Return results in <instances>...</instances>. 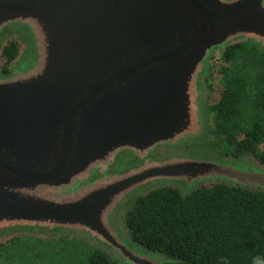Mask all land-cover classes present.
I'll return each mask as SVG.
<instances>
[{
    "label": "water",
    "instance_id": "95a60500",
    "mask_svg": "<svg viewBox=\"0 0 264 264\" xmlns=\"http://www.w3.org/2000/svg\"><path fill=\"white\" fill-rule=\"evenodd\" d=\"M0 244L82 240L118 264H169L126 215L164 187L264 191L254 156H219L207 80L216 51L264 53V0H0Z\"/></svg>",
    "mask_w": 264,
    "mask_h": 264
},
{
    "label": "trees",
    "instance_id": "16d2710c",
    "mask_svg": "<svg viewBox=\"0 0 264 264\" xmlns=\"http://www.w3.org/2000/svg\"><path fill=\"white\" fill-rule=\"evenodd\" d=\"M247 48L256 50L264 65V53L248 44L220 52L223 65L216 77L220 92L209 105L210 135L226 146L218 153L219 145L213 144L219 156L252 155L264 165V151L259 150L264 142V71L251 81L230 67ZM21 50L19 38L7 41L0 53L2 74L11 73ZM212 77L211 73L209 79ZM211 88L208 86L210 91ZM245 105L251 106L257 117L241 128ZM126 224L137 244L174 260L169 264H223L225 257L228 264H252L253 257H264V191L258 189L213 183L199 186L184 196L176 188L164 187L137 198L126 215ZM21 237L38 242L46 240L21 235L0 244V264H5L1 251ZM86 264L118 262L93 248Z\"/></svg>",
    "mask_w": 264,
    "mask_h": 264
},
{
    "label": "rangeland",
    "instance_id": "374dc122",
    "mask_svg": "<svg viewBox=\"0 0 264 264\" xmlns=\"http://www.w3.org/2000/svg\"><path fill=\"white\" fill-rule=\"evenodd\" d=\"M222 65L220 52L216 51L210 67L213 77L207 80L208 86L212 87L211 91L209 90V105L217 100L220 92L216 77ZM230 67L233 71L245 75L251 81L254 80L256 75L264 71L259 53L250 48L243 50ZM255 117H257L256 111L251 106L245 105L240 127L249 126ZM210 126L212 129L211 119ZM213 144L219 145L218 153L226 149L224 142H220L216 138L212 139L211 135L203 147L208 152L217 154L213 150ZM259 150L264 151V142L259 145ZM92 250L93 247L90 244L80 240H44L38 242L21 237L8 244L1 251V255L5 264H86Z\"/></svg>",
    "mask_w": 264,
    "mask_h": 264
},
{
    "label": "clouds",
    "instance_id": "9594fccd",
    "mask_svg": "<svg viewBox=\"0 0 264 264\" xmlns=\"http://www.w3.org/2000/svg\"><path fill=\"white\" fill-rule=\"evenodd\" d=\"M223 264H228L227 258H222ZM252 264H264V257L262 256H255L252 258Z\"/></svg>",
    "mask_w": 264,
    "mask_h": 264
}]
</instances>
